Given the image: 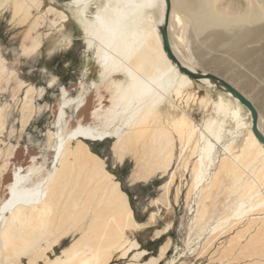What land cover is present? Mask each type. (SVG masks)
<instances>
[{"label": "bare ground", "instance_id": "obj_1", "mask_svg": "<svg viewBox=\"0 0 264 264\" xmlns=\"http://www.w3.org/2000/svg\"><path fill=\"white\" fill-rule=\"evenodd\" d=\"M8 1L1 0L0 8L7 6ZM38 1L11 0L12 17L22 11L28 15ZM51 1L68 5L85 33L86 41L93 44L100 73L99 81H92L91 85H103L109 94L105 99L108 105L102 109L103 95L99 94L97 106L90 113L92 118L100 120V125L78 123L68 132L56 134V163L51 170L38 176L40 172L31 164L15 167L11 181L6 184L8 196L0 203V260L6 261L3 264H12L22 256H28V264L39 260L44 264H109L113 256L120 259L130 257V261L121 264L159 262L165 246L157 257L140 260L145 250L134 251L138 244L125 237L126 230L142 223L135 221L126 193L105 169L104 161L91 152L86 141L115 139L112 149L121 162V145L138 134H145L148 138L142 145L145 144L150 155L148 159H155L152 165L155 169L150 168L144 173L136 170L130 175V183L146 180L149 172L165 171L172 158V148L169 147L172 139L169 128L161 121L162 117L169 118L158 114V108L166 99L172 108L180 110L178 116L169 120L180 144L191 143V151L197 157L189 191V209L195 211L193 220L200 223L205 216L203 199L210 189L216 187L220 176L230 177V188H243L231 214L220 222L217 219L213 225L203 224L200 231L205 229L211 232L208 234H213L231 219L238 222L253 211L264 210V146L252 132L249 111L236 98L222 91L227 99L218 95L210 103L215 116L199 120L188 116L184 105L176 101L181 97L191 98L192 94L187 92L193 83L211 89H215V84L209 79L192 80L179 72L167 58L158 30L164 18L165 0ZM170 2L169 41L182 65L215 74L196 68L192 58L195 57L194 51L188 46L190 40L192 46L203 53L223 48L236 73L247 85L257 75L264 76V0ZM90 6L94 11L88 19L85 11ZM49 7L62 22L68 20L63 11ZM38 45L39 41H34L32 48ZM114 75L123 79L106 81L107 77ZM229 84L253 104L257 111V127L264 136L258 106L242 87ZM30 89H26V95ZM62 94H66L65 88H62ZM71 103H74V110H78L84 105L83 94L63 98L58 119L64 114V107ZM241 107L249 116L248 123L240 119ZM262 110L264 112V100ZM228 118L234 123L231 129H226ZM124 126L127 130L122 132ZM242 128L247 129L248 135L240 150L234 151L232 141ZM225 133L230 136L228 143H222ZM255 162L259 165L253 168ZM244 173L249 179H242ZM68 236L73 239L60 254L52 258L46 254ZM42 239L46 241V247L40 246Z\"/></svg>", "mask_w": 264, "mask_h": 264}, {"label": "rangeland", "instance_id": "obj_2", "mask_svg": "<svg viewBox=\"0 0 264 264\" xmlns=\"http://www.w3.org/2000/svg\"><path fill=\"white\" fill-rule=\"evenodd\" d=\"M10 1L7 6L0 8V203L8 196L6 184L11 181L18 166L26 167L31 164L40 172L37 173L38 176L54 167L57 133H66L78 123L100 125V120L92 118L90 112L97 106L99 94L103 95L102 109L108 105L105 99L109 95L101 83L98 87L91 85L92 81H99L100 67L94 56L93 44L86 41L85 33L68 5L40 0L34 3L28 15L22 11L17 17H12ZM49 6L63 11L68 20L62 22ZM93 11L92 6L86 9V18L90 19ZM34 41H39L37 48H32ZM188 46L194 51L195 57L192 58L197 69L211 71L238 88L242 87L249 94L258 106L264 129V76L257 75L247 85L243 77L236 73L228 59L229 54L223 48H218L220 51L217 49L213 53H203L192 46L190 40ZM112 78L123 79L120 75H114L107 77L106 81ZM28 87L31 89L26 95ZM62 88L66 90L64 96ZM221 93L216 88L193 83L187 92L192 94L191 98L186 96L176 101L181 106L184 105L188 116L199 120L215 116L210 103L214 96L223 95ZM82 94L84 105L75 111L74 103H71L64 107V114L58 119L63 98ZM223 97L227 99L224 95ZM233 105L234 102L231 101V106ZM159 107L158 114L169 118L162 117L161 121L170 131L172 158L168 169H160L153 174L149 172L150 176L144 181L130 183V175L136 170L144 173L150 168L155 169L152 166L155 159H148L150 155L145 144L142 145L148 138L147 135L133 134L132 136L137 135L136 138L121 145V162H118L112 149L115 139L86 141L91 152L104 161L105 169L126 193L135 221L142 223L137 228L125 231V237L138 244L134 251L145 250V255L140 260L150 256L157 257L165 246V252L157 264H264L263 209L253 211L238 222L231 219L222 225L221 230L217 229L214 235L208 234L211 232L205 229L200 231L203 224L213 225L217 219L220 222L229 216L232 207L234 209L240 199L243 188H230V177L220 176L216 187H211L207 197L203 199L206 205L205 216L199 220L200 223H196L193 220L195 211L189 209V191L193 163L197 157L191 151V143L184 146L180 144L169 121L178 116L180 110L172 108L168 99ZM239 114L242 122H249L245 108L241 107ZM225 125L226 129H231L234 126L233 120L228 118ZM124 130H127L125 126L122 132ZM247 135V129L242 128L232 141L234 151L240 150ZM229 139L230 136L225 133L222 143L230 142ZM258 165L255 162L253 168ZM245 178H248L246 173L242 174V179ZM198 224H201L200 227ZM72 239L68 236L59 241L46 254L51 258L60 254ZM42 240L40 246L46 247V241ZM128 261L130 257L120 259L113 256L109 264ZM3 262L6 261L0 260V264ZM17 263L28 264V256L12 262ZM35 264L44 262L39 260Z\"/></svg>", "mask_w": 264, "mask_h": 264}, {"label": "water", "instance_id": "obj_3", "mask_svg": "<svg viewBox=\"0 0 264 264\" xmlns=\"http://www.w3.org/2000/svg\"><path fill=\"white\" fill-rule=\"evenodd\" d=\"M171 2L170 0H165V13L162 23L158 26L159 34L161 37V43L163 51L166 53L167 58L177 66L179 72L187 75L194 81H198L200 79H209L215 84V88L224 92L229 93L233 98H236L248 111L251 117V129L255 137L261 142L264 146V136L260 132L257 127V111L253 104L247 99L241 92H239L236 88L231 86L225 80L216 76L212 73H203L200 70H191L186 68L181 64L179 59L175 56L171 49L170 41H169V33H168V20L170 13Z\"/></svg>", "mask_w": 264, "mask_h": 264}]
</instances>
